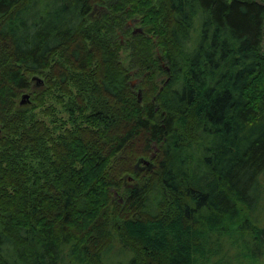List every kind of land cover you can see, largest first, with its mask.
<instances>
[{
	"label": "trees",
	"instance_id": "16d2710c",
	"mask_svg": "<svg viewBox=\"0 0 264 264\" xmlns=\"http://www.w3.org/2000/svg\"><path fill=\"white\" fill-rule=\"evenodd\" d=\"M260 2L0 0V264H264Z\"/></svg>",
	"mask_w": 264,
	"mask_h": 264
},
{
	"label": "rangeland",
	"instance_id": "374dc122",
	"mask_svg": "<svg viewBox=\"0 0 264 264\" xmlns=\"http://www.w3.org/2000/svg\"><path fill=\"white\" fill-rule=\"evenodd\" d=\"M104 11H106V9H105V7H103L102 5H95L94 6V9H93V12H92V14H91V19H93V20H96V19H98L99 18V16L104 12ZM136 20H130V21H128V26H130L132 29H133V31H135V30H141V32L143 33V31H144V29H143V27H141V26H139L136 22H135ZM134 23H136L135 25H134ZM133 31H132V34H133ZM134 34H136V33H134ZM120 38H121V41L122 42H124L125 40H126V37H124L123 35H121L120 34ZM123 54H124V56H126L127 57V60H125V63H129V61H130V59H129V52L128 53H126V52H123ZM163 67L164 68H166L167 69V67L165 66V64H163ZM165 79H166V77H165ZM37 81H38V83H37ZM40 81H41V83H40ZM32 83H33V88H32V90H31V92L30 93H26V94H23L22 95V97H21V99H20V104L19 105H21V101H22V98H23V96H25V95H28L29 96V103L28 104H30L29 106H31V94L32 93H34V92H42L43 90H44V86H42V87H39V88H37L38 86H40V84L42 85H44V81L40 78V77H34V78H32ZM138 83H139V80L138 79H133L132 81H131V86H132V88H136L137 86H138ZM37 86V87H36ZM137 94H138V97L141 99V96H142V91L140 90V89H138L137 90ZM66 102V101H65ZM51 103H52V107H53V110L52 111H54V113H55V115L56 114H58V115H61L62 116V118H64L65 120H69V118H68V113H67V111H64L63 112V105L64 104H58V103H56V102H54V101H51ZM21 106H23V105H21ZM58 111H59V113H58ZM38 114H39V117L40 118H42L43 116H44V114L43 113H41L40 111H39V109H38ZM46 119V121L48 122L49 121V117H45ZM69 126H70V124H69ZM0 132H1V130H0ZM153 156V155H152ZM148 166H149V163L147 162L146 163ZM146 165V166H147Z\"/></svg>",
	"mask_w": 264,
	"mask_h": 264
},
{
	"label": "water",
	"instance_id": "95a60500",
	"mask_svg": "<svg viewBox=\"0 0 264 264\" xmlns=\"http://www.w3.org/2000/svg\"><path fill=\"white\" fill-rule=\"evenodd\" d=\"M257 2L261 3L260 0H257ZM139 32H141V30H135L134 31V33H139ZM40 83H41V81H40ZM28 103H29V96L28 95L23 96L22 101H21V105L24 106V105H27Z\"/></svg>",
	"mask_w": 264,
	"mask_h": 264
}]
</instances>
